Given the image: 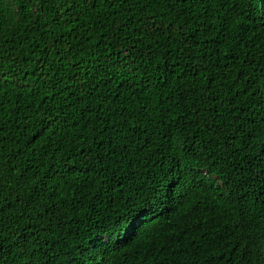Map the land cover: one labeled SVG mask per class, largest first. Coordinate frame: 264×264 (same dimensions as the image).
Listing matches in <instances>:
<instances>
[{"label": "trees", "instance_id": "trees-1", "mask_svg": "<svg viewBox=\"0 0 264 264\" xmlns=\"http://www.w3.org/2000/svg\"><path fill=\"white\" fill-rule=\"evenodd\" d=\"M263 5L0 0V264H264Z\"/></svg>", "mask_w": 264, "mask_h": 264}, {"label": "clouds", "instance_id": "clouds-1", "mask_svg": "<svg viewBox=\"0 0 264 264\" xmlns=\"http://www.w3.org/2000/svg\"><path fill=\"white\" fill-rule=\"evenodd\" d=\"M262 14L264 15V5L262 7ZM204 177L212 178L214 175H210L206 172H203ZM145 215H141L135 218L130 219L124 226V231L116 236H112L110 234H98L94 240L88 243V245L85 247L84 245L80 244L79 241L73 237L68 236V241L71 242L72 247L75 252V256H77L80 259H84L85 253L88 251L99 249V250H113V248L121 243H125L128 241L129 237H132L135 230H137V226L140 224L142 220L145 221ZM102 242L103 245H99L98 243ZM48 254H54L52 251H48ZM48 260H51L50 256L48 257ZM50 264H58L56 262H52Z\"/></svg>", "mask_w": 264, "mask_h": 264}]
</instances>
